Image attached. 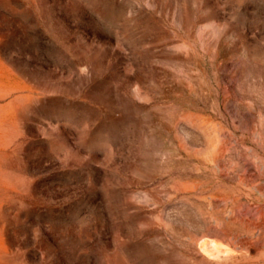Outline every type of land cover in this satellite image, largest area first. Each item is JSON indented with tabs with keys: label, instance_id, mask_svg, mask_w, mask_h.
<instances>
[{
	"label": "rangeland",
	"instance_id": "rangeland-1",
	"mask_svg": "<svg viewBox=\"0 0 264 264\" xmlns=\"http://www.w3.org/2000/svg\"><path fill=\"white\" fill-rule=\"evenodd\" d=\"M0 264H264V0H0Z\"/></svg>",
	"mask_w": 264,
	"mask_h": 264
}]
</instances>
